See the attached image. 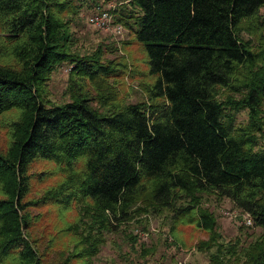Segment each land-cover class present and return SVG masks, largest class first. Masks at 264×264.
Here are the masks:
<instances>
[{"label": "trees", "instance_id": "obj_1", "mask_svg": "<svg viewBox=\"0 0 264 264\" xmlns=\"http://www.w3.org/2000/svg\"><path fill=\"white\" fill-rule=\"evenodd\" d=\"M86 1L0 0V48L12 54L0 60V119L9 129L0 150V264H43L28 210L44 199L79 211L66 227L78 244L54 264H92L105 234L141 210L167 212L170 234L183 225L205 232L196 250L209 264H264V0H122L110 12L144 53L148 82L143 99L105 110L83 82L100 87L125 65L71 50L70 23ZM243 30H261L260 46ZM63 62L69 100L51 104L45 82ZM39 163L63 178L25 200L32 180L51 174L33 172ZM202 195L229 200L260 233L245 246L221 243ZM134 252L153 255L142 244Z\"/></svg>", "mask_w": 264, "mask_h": 264}, {"label": "rangeland", "instance_id": "obj_2", "mask_svg": "<svg viewBox=\"0 0 264 264\" xmlns=\"http://www.w3.org/2000/svg\"><path fill=\"white\" fill-rule=\"evenodd\" d=\"M122 0H87L81 9L72 17L70 30L74 44L71 50L78 54L100 52L105 60H114L125 65V70L119 76L103 81L100 87L97 84H83V90H88L91 104L100 110L107 106L122 103L136 102L144 98L143 84L148 82L144 53L140 46L134 43L128 31L122 27L116 33L110 12ZM125 2V0H124ZM99 10H107L110 22L103 26L94 25L88 17ZM259 27L264 28V7L258 11ZM261 31V30H260ZM242 31V37L250 41L252 46H260L258 34ZM130 41V42H128ZM0 48V60L10 61L12 54L4 55ZM69 66L63 62L56 66L45 82V96L51 104H59L69 100L68 89ZM86 88V89H85ZM99 95L101 97H99ZM264 122V103L261 107ZM246 112L240 111L236 117L238 122L246 121ZM0 119V150L4 151L9 140V129ZM264 127V125H263ZM47 170L50 175L38 181L32 180L31 190L25 200H39L48 190L61 182V171L48 163H39L32 169L37 173ZM200 207L213 216L216 230L221 243H228L235 238L242 246L251 242L259 233L258 228L245 225L240 213L232 203L215 195H202ZM44 205L28 210L31 217L30 235L36 239L40 251L45 255L43 264H54L60 253L70 252L74 244H78V237L67 232L66 227L78 219V207L71 205L68 209L51 204L44 199ZM132 208L140 209L141 205ZM171 226L169 214L162 212L159 215L144 214L142 210L118 226L117 231L105 234L104 245L92 260V264H209L206 252L196 250L199 241L206 240L208 235L197 230L194 226H177L170 234ZM152 249L151 257L140 258L139 245ZM134 251H133V250Z\"/></svg>", "mask_w": 264, "mask_h": 264}, {"label": "built area", "instance_id": "obj_3", "mask_svg": "<svg viewBox=\"0 0 264 264\" xmlns=\"http://www.w3.org/2000/svg\"><path fill=\"white\" fill-rule=\"evenodd\" d=\"M88 21L94 25L103 26L110 22V18L107 10H97L88 17ZM114 30L116 33H120L122 31V26L120 24H116L114 26ZM241 217L245 225H251L250 218L247 214H242Z\"/></svg>", "mask_w": 264, "mask_h": 264}]
</instances>
